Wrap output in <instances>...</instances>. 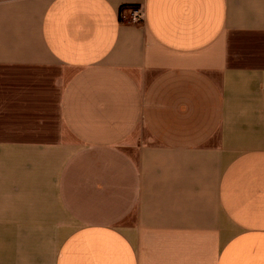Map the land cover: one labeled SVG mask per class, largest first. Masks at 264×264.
Masks as SVG:
<instances>
[{"label": "crops", "instance_id": "1", "mask_svg": "<svg viewBox=\"0 0 264 264\" xmlns=\"http://www.w3.org/2000/svg\"><path fill=\"white\" fill-rule=\"evenodd\" d=\"M0 264H264V0H0Z\"/></svg>", "mask_w": 264, "mask_h": 264}, {"label": "rangeland", "instance_id": "2", "mask_svg": "<svg viewBox=\"0 0 264 264\" xmlns=\"http://www.w3.org/2000/svg\"><path fill=\"white\" fill-rule=\"evenodd\" d=\"M135 10L138 11V14L136 15L134 21L132 20V23L135 22L136 24H139L141 26L143 24L142 14L140 13V10L139 9H135ZM130 13H131V11H130ZM131 18H132V16H130L129 18L123 20V22H125V23L131 22Z\"/></svg>", "mask_w": 264, "mask_h": 264}, {"label": "trees", "instance_id": "3", "mask_svg": "<svg viewBox=\"0 0 264 264\" xmlns=\"http://www.w3.org/2000/svg\"><path fill=\"white\" fill-rule=\"evenodd\" d=\"M138 8H139L138 5H122L119 8V19H120V21L122 22L121 13H122L123 10H126V9L135 10V9H138Z\"/></svg>", "mask_w": 264, "mask_h": 264}, {"label": "built area", "instance_id": "4", "mask_svg": "<svg viewBox=\"0 0 264 264\" xmlns=\"http://www.w3.org/2000/svg\"><path fill=\"white\" fill-rule=\"evenodd\" d=\"M131 14H132V19H135L136 15L138 14L137 10H131Z\"/></svg>", "mask_w": 264, "mask_h": 264}]
</instances>
